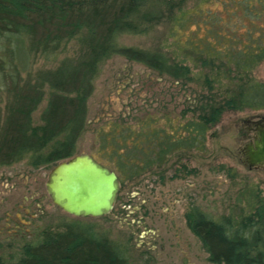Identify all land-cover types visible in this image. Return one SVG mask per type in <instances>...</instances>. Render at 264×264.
<instances>
[{
	"label": "trees",
	"instance_id": "trees-1",
	"mask_svg": "<svg viewBox=\"0 0 264 264\" xmlns=\"http://www.w3.org/2000/svg\"><path fill=\"white\" fill-rule=\"evenodd\" d=\"M186 1L0 0V166L26 159L38 168L76 154L100 63L113 55L181 83L200 81L205 89L182 112L193 113L179 125L183 134L133 133L131 126L122 136L115 129L99 132V148L109 147L107 159L114 161L109 167L126 179L162 164L175 150L203 149L207 130L224 111L264 109V82L252 76L264 59V0H193L185 6ZM213 3L217 7L211 8ZM162 21L168 23L169 52L118 41L121 34L144 33ZM186 31L182 39L180 32ZM81 34L76 56L32 71V57L56 61L64 45ZM44 99L35 123L32 114ZM98 154L93 157L106 165ZM246 205L245 212L218 219L195 207L185 212L210 263L264 264V197L250 195ZM7 264L132 263L127 250L106 235L72 222L63 230H44Z\"/></svg>",
	"mask_w": 264,
	"mask_h": 264
},
{
	"label": "rangeland",
	"instance_id": "rangeland-1",
	"mask_svg": "<svg viewBox=\"0 0 264 264\" xmlns=\"http://www.w3.org/2000/svg\"><path fill=\"white\" fill-rule=\"evenodd\" d=\"M192 2L187 0L185 6ZM210 7H217L216 3ZM167 25L162 21L144 33H124L118 41L169 52ZM185 33L180 32L182 39L189 34ZM197 34L202 36L203 32ZM81 36L68 41L56 61L32 57V71L54 68L63 58L76 56ZM252 76L264 82V59L252 70ZM204 91L200 81L181 83L142 63L113 55L100 63L76 154L93 156L99 152L112 167L114 161L107 159L110 148H99V132L115 129L114 133L122 136L126 135L125 127L131 126L133 133L149 129L177 135L179 125L193 117L189 110L184 115L182 112ZM45 103L46 99L33 112L35 123H40ZM263 118L264 109L224 111L207 130L203 149L175 150L162 164L129 179L116 171L120 178L118 197L110 213L101 217H75L52 202L45 183L56 163L35 168L24 159L0 166V264L17 260L22 247L37 243L44 230H63L72 222L89 225L126 249L132 264H212L187 227L185 212L195 207L218 219L245 212L250 195L264 197V165L248 168L241 152L252 138V122ZM116 140L122 144L120 137ZM120 146L124 156L128 155V149Z\"/></svg>",
	"mask_w": 264,
	"mask_h": 264
},
{
	"label": "water",
	"instance_id": "water-1",
	"mask_svg": "<svg viewBox=\"0 0 264 264\" xmlns=\"http://www.w3.org/2000/svg\"><path fill=\"white\" fill-rule=\"evenodd\" d=\"M241 152L248 168L264 165V118ZM119 186L116 171L88 153L58 161L45 183L52 202L75 217H101L110 213Z\"/></svg>",
	"mask_w": 264,
	"mask_h": 264
},
{
	"label": "flooded vegetation",
	"instance_id": "flooded-vegetation-1",
	"mask_svg": "<svg viewBox=\"0 0 264 264\" xmlns=\"http://www.w3.org/2000/svg\"><path fill=\"white\" fill-rule=\"evenodd\" d=\"M262 120L259 119V120H256L254 122H252V131H253V134H252V138L254 137L255 133H256V130H257V126L259 125V123L261 122ZM251 138V139H252ZM117 173V172H116ZM119 178V176H118ZM119 183H120V178H119ZM120 187V186H119ZM117 197H118V194H117ZM117 199V198H116ZM116 201V200H115ZM114 207V206H113Z\"/></svg>",
	"mask_w": 264,
	"mask_h": 264
}]
</instances>
